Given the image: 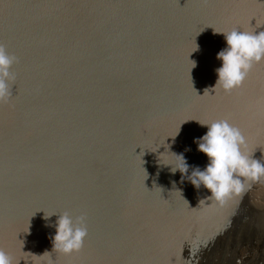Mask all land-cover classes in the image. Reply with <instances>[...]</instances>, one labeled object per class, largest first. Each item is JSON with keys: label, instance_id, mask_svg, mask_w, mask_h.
I'll list each match as a JSON object with an SVG mask.
<instances>
[{"label": "water", "instance_id": "95a60500", "mask_svg": "<svg viewBox=\"0 0 264 264\" xmlns=\"http://www.w3.org/2000/svg\"><path fill=\"white\" fill-rule=\"evenodd\" d=\"M232 29L264 31V0H0V44L17 57L0 103L12 264H264V179L219 205L160 163L182 153L188 175L203 169L194 140L218 119L264 163V61L212 90L214 31ZM64 212L86 217L71 255L45 226Z\"/></svg>", "mask_w": 264, "mask_h": 264}, {"label": "clouds", "instance_id": "9594fccd", "mask_svg": "<svg viewBox=\"0 0 264 264\" xmlns=\"http://www.w3.org/2000/svg\"><path fill=\"white\" fill-rule=\"evenodd\" d=\"M222 34L225 47L217 53L221 66L216 71L217 80L212 90L230 92L241 86L254 64L264 61V31H214ZM17 57L10 54L0 44V103L7 102L12 96L15 73L11 71ZM195 65V62H194ZM195 67V66H194ZM207 128L206 133L194 140L199 152L207 157L206 166L201 169L193 167L189 173V165L181 154H173L175 160L160 159V163L171 166L170 172L181 173V182L186 178L195 189L203 186L210 195L204 200H211L219 205L241 197L253 183L264 179V163L253 158L247 149V138L240 128L228 119H218L200 123ZM56 213L44 216L45 221ZM46 227H54L52 250L57 254L71 255L79 252L88 235L86 217H73L68 212L58 214L54 224L46 223ZM0 264H12V257L0 248Z\"/></svg>", "mask_w": 264, "mask_h": 264}]
</instances>
